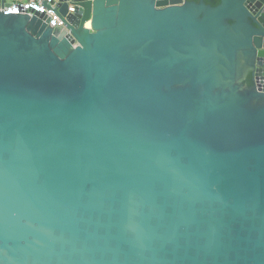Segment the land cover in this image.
I'll return each instance as SVG.
<instances>
[{"label":"water","instance_id":"obj_1","mask_svg":"<svg viewBox=\"0 0 264 264\" xmlns=\"http://www.w3.org/2000/svg\"><path fill=\"white\" fill-rule=\"evenodd\" d=\"M57 12H0V264H264V0Z\"/></svg>","mask_w":264,"mask_h":264},{"label":"built area","instance_id":"obj_2","mask_svg":"<svg viewBox=\"0 0 264 264\" xmlns=\"http://www.w3.org/2000/svg\"><path fill=\"white\" fill-rule=\"evenodd\" d=\"M59 0H5L8 6H1L0 12L4 15H20L23 13L29 17L35 13L49 18L48 27L64 26L62 19L57 12Z\"/></svg>","mask_w":264,"mask_h":264},{"label":"trees","instance_id":"obj_3","mask_svg":"<svg viewBox=\"0 0 264 264\" xmlns=\"http://www.w3.org/2000/svg\"><path fill=\"white\" fill-rule=\"evenodd\" d=\"M188 2H195L198 3L200 0H187ZM204 3L206 5H209L211 7L218 6L220 4V0H204ZM248 86H251V80L250 77L248 78Z\"/></svg>","mask_w":264,"mask_h":264},{"label":"flooded vegetation","instance_id":"obj_4","mask_svg":"<svg viewBox=\"0 0 264 264\" xmlns=\"http://www.w3.org/2000/svg\"><path fill=\"white\" fill-rule=\"evenodd\" d=\"M250 77V80L252 78L250 71H247V73L244 75V77L242 78V82L246 85H248V78ZM252 81V80H251Z\"/></svg>","mask_w":264,"mask_h":264},{"label":"crops","instance_id":"obj_5","mask_svg":"<svg viewBox=\"0 0 264 264\" xmlns=\"http://www.w3.org/2000/svg\"><path fill=\"white\" fill-rule=\"evenodd\" d=\"M7 1H9V0H7Z\"/></svg>","mask_w":264,"mask_h":264},{"label":"rangeland","instance_id":"obj_6","mask_svg":"<svg viewBox=\"0 0 264 264\" xmlns=\"http://www.w3.org/2000/svg\"><path fill=\"white\" fill-rule=\"evenodd\" d=\"M10 1V0H9Z\"/></svg>","mask_w":264,"mask_h":264}]
</instances>
